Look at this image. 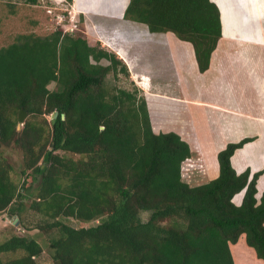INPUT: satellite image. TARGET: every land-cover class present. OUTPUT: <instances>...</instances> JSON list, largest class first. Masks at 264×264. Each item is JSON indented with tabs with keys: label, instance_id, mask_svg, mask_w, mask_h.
I'll use <instances>...</instances> for the list:
<instances>
[{
	"label": "trees",
	"instance_id": "16d2710c",
	"mask_svg": "<svg viewBox=\"0 0 264 264\" xmlns=\"http://www.w3.org/2000/svg\"><path fill=\"white\" fill-rule=\"evenodd\" d=\"M123 17L191 43L200 72L222 35L211 0H129ZM119 72L130 77L115 51L68 32L21 35L0 48V213L9 210L23 225V200L32 198L55 264H235L230 244L242 234L264 260V192L255 196L264 169L237 173L231 164L252 138L228 143L217 153L218 175L190 185L181 175L188 142L154 132L137 86H105ZM19 108L30 117L18 129ZM53 112L50 125L38 119ZM5 149L21 153L18 171ZM41 251L35 238L12 234L0 242V264H36Z\"/></svg>",
	"mask_w": 264,
	"mask_h": 264
},
{
	"label": "crops",
	"instance_id": "0c3cea01",
	"mask_svg": "<svg viewBox=\"0 0 264 264\" xmlns=\"http://www.w3.org/2000/svg\"><path fill=\"white\" fill-rule=\"evenodd\" d=\"M82 1L74 0V11H96L94 6L84 5ZM116 1L102 12L133 23L131 41L127 38L125 41L129 50H133L131 46L136 41L132 36L136 35L138 39L143 37L164 46L174 59V71L162 73L151 67L153 60L143 58L140 51L130 56L128 52L113 49L148 95L153 86L166 90L165 96H159L160 106L165 108L161 111V119L155 107L159 102H151V95L145 97L154 132L179 134L188 142L191 156L197 152L198 160L211 179L219 173L217 153L228 143L245 137L252 140L234 151L233 168L237 173L246 168H250L251 173L264 169V0H211L220 11L222 35L204 72L198 69L191 43L178 39L170 31L150 32L145 24L125 19L123 13L129 0ZM256 187L255 196L259 200L264 192V172L257 179ZM243 193L244 190L233 197L236 204L241 203ZM233 259L237 264L234 255Z\"/></svg>",
	"mask_w": 264,
	"mask_h": 264
},
{
	"label": "rangeland",
	"instance_id": "374dc122",
	"mask_svg": "<svg viewBox=\"0 0 264 264\" xmlns=\"http://www.w3.org/2000/svg\"><path fill=\"white\" fill-rule=\"evenodd\" d=\"M116 2V0H83L82 3L84 5L86 4L89 7L94 6L92 8L96 10L95 12H87L74 11V0L71 2L67 0H38L36 4H30L25 0H0V48L15 42L21 35L46 36L55 31H61L62 33L68 32L74 36L84 37L90 45L98 43L103 48H109L110 50L115 49L118 52L124 53L128 52L130 56L140 51L143 58L148 57L151 61L153 60V65L151 67L156 68L157 71H161L162 73H165L167 70L174 71V59L169 55L164 46L162 47L158 44H154L148 41L149 39L143 37L138 39L135 35L132 36L136 41L132 43L131 49L133 50H129V44L125 43V41L126 38L131 41L130 35L133 34L135 28L133 23H128L118 18H111L103 13L108 10L110 4L115 5ZM81 8L82 7H78L79 10ZM107 43L111 45L112 48L108 47ZM126 47L128 48L127 51L125 50ZM139 58L141 59V57ZM100 62L103 64L108 63L104 59ZM133 64L134 63H132V65ZM137 84L138 83L133 79L132 75L127 77L122 72H119L117 76L109 73L105 81V86L109 89L119 87L134 91L135 86H137L145 97L151 95V102L152 100L159 102L155 107L160 111V113H158L161 119V111L165 108L160 106L161 97L159 96H165L166 90L164 87H150L148 95V93ZM47 87L53 90L57 87V83L51 82ZM162 91H164V93H162ZM152 108H154V106H152ZM21 109L22 108H19L16 112H13L14 117L17 118L18 129L21 128L24 121L30 117V114L23 109L24 119L19 122V113ZM157 109L155 110L158 111ZM52 114L53 113L41 114L38 119L41 123L50 125V122H52ZM175 115L177 116V114ZM4 155L14 165L15 170L18 171L22 162L21 153L18 150L5 149ZM197 156V152L194 151L192 156L182 162L181 166L182 179L191 185L205 183L211 179V175L207 174ZM12 178L14 180L18 179L15 172L12 174ZM31 200L32 198L23 200L25 208L21 215L24 217L25 224L23 225L26 226V228L19 223L18 218L17 220L15 219V215L10 214L9 210H4L0 213V242L4 241L12 234H27L35 238L42 246V251L34 258V262L36 264H55L56 261L59 262L55 256V248L50 244V235L40 231L35 226L38 223H43V216L30 207ZM148 215V212H142L141 218L145 220ZM70 222L75 226H79L76 220L72 219ZM231 250L237 264H255L256 261L257 264H260L259 262H264L262 259L259 260L253 249L247 245L244 234L241 235L236 244L231 246ZM18 255L19 252L8 253L5 257L12 258ZM242 257L244 258L243 262H241L243 260ZM246 259H249V261H245Z\"/></svg>",
	"mask_w": 264,
	"mask_h": 264
},
{
	"label": "water",
	"instance_id": "95a60500",
	"mask_svg": "<svg viewBox=\"0 0 264 264\" xmlns=\"http://www.w3.org/2000/svg\"><path fill=\"white\" fill-rule=\"evenodd\" d=\"M56 115H57V112H53L52 119H51L52 122H54ZM23 119H24V111H23V109H21L20 113H19V122H21ZM14 217L17 220V216H14Z\"/></svg>",
	"mask_w": 264,
	"mask_h": 264
},
{
	"label": "bare ground",
	"instance_id": "6f19581e",
	"mask_svg": "<svg viewBox=\"0 0 264 264\" xmlns=\"http://www.w3.org/2000/svg\"><path fill=\"white\" fill-rule=\"evenodd\" d=\"M190 55V54H189ZM190 58V57H189ZM191 59V58H190ZM255 63V62H254ZM257 63V62H256ZM190 64H191V62H190ZM218 66V65H217Z\"/></svg>",
	"mask_w": 264,
	"mask_h": 264
},
{
	"label": "built area",
	"instance_id": "2783aa9c",
	"mask_svg": "<svg viewBox=\"0 0 264 264\" xmlns=\"http://www.w3.org/2000/svg\"><path fill=\"white\" fill-rule=\"evenodd\" d=\"M57 1V0H56ZM59 1V0H58Z\"/></svg>",
	"mask_w": 264,
	"mask_h": 264
}]
</instances>
